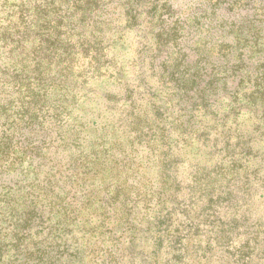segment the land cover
<instances>
[{
    "label": "rangeland",
    "instance_id": "374dc122",
    "mask_svg": "<svg viewBox=\"0 0 264 264\" xmlns=\"http://www.w3.org/2000/svg\"><path fill=\"white\" fill-rule=\"evenodd\" d=\"M44 1L0 0V264H264V121L159 35L216 0Z\"/></svg>",
    "mask_w": 264,
    "mask_h": 264
},
{
    "label": "trees",
    "instance_id": "16d2710c",
    "mask_svg": "<svg viewBox=\"0 0 264 264\" xmlns=\"http://www.w3.org/2000/svg\"><path fill=\"white\" fill-rule=\"evenodd\" d=\"M50 1L51 4L44 1L48 9L42 12L45 17L55 12L68 13L62 4L51 11L50 5L55 7L57 0ZM39 4L40 0H21L18 12L10 9L7 17L17 16L18 32L28 33L38 28L43 19L38 11ZM256 4L259 7L256 8ZM171 13L167 10L161 15L162 26L159 28V35L167 34L169 57L181 56L180 63L190 68V56L198 52V45L204 44L198 59L206 65L212 64L217 73L224 74L221 84L226 93L243 106L251 107L252 113H258L257 117L264 121V0H246L243 5H237L233 0H216L211 8L207 6L197 15L184 19H173ZM201 31L209 35L207 40L196 39L197 36L201 38ZM214 48L217 49L215 53ZM176 49L179 51L175 53Z\"/></svg>",
    "mask_w": 264,
    "mask_h": 264
}]
</instances>
